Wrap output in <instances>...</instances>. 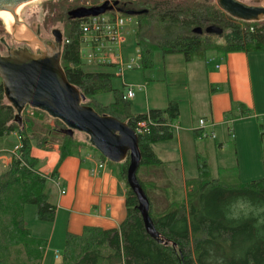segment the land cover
<instances>
[{
	"label": "trees",
	"instance_id": "obj_1",
	"mask_svg": "<svg viewBox=\"0 0 264 264\" xmlns=\"http://www.w3.org/2000/svg\"><path fill=\"white\" fill-rule=\"evenodd\" d=\"M114 4L121 14L137 19L133 33L141 68L152 64L155 50L162 55L181 54L186 61L204 58L211 49L264 50V19L261 22L234 19L212 0H114ZM81 7L84 6L49 5L51 20L60 15L66 21L60 64L67 80L84 95L82 103L97 113L113 116L133 129L138 122H145L137 133L140 165L160 164L151 145L172 138L173 124L179 115L178 103L168 101L161 109L150 108L137 114L130 112L121 92L108 105L98 103L93 97L112 90L113 73L83 69L79 53L82 17L71 16L73 10ZM209 24L222 28L217 35L223 38L222 43H211L209 38L214 34L192 31ZM238 108L240 116L247 115L240 105ZM23 111L18 125L0 82V136L15 132L19 137L16 155L8 165L0 167V264H41L45 242L32 235L25 225L24 206L33 204L39 220L52 221L55 212V205L49 200L48 178L52 179L56 170L43 174L36 168V158L30 155L32 146L48 148L49 136L36 137L33 118L22 115ZM33 111L35 115L45 113ZM56 122L63 126L60 120ZM259 130L262 141L264 124H259ZM193 132L199 135L198 129ZM56 135L61 137L60 162L70 154L71 142L66 133ZM118 164L125 182L128 158ZM138 181L145 191V184ZM185 186V198L171 203L162 213L152 214L149 202V215L162 243L145 232L136 198L126 185L125 217L119 225L108 229L87 226L79 235L67 234L60 262L56 264H264V177L226 184L211 177L207 162L197 155L196 175L186 178Z\"/></svg>",
	"mask_w": 264,
	"mask_h": 264
},
{
	"label": "rangeland",
	"instance_id": "obj_2",
	"mask_svg": "<svg viewBox=\"0 0 264 264\" xmlns=\"http://www.w3.org/2000/svg\"><path fill=\"white\" fill-rule=\"evenodd\" d=\"M212 1L215 2V0ZM105 3L106 8L111 9L114 7L117 9L114 0H30L19 4L16 7V19L20 20L17 24L13 23V25L7 26L0 18V39H3L9 46L17 45L25 39L29 43L31 51L37 52L39 49H42V46L34 34L28 29V26L33 30L38 28L40 31L39 36L48 40L53 39L51 30L57 28L61 31L63 37L62 42L64 39V30L66 28L65 18L58 15V17H54L51 20L50 18L53 14L48 12L50 4H77L88 8L93 5L100 6ZM109 9H107L105 13H108ZM125 17L127 18L126 15ZM255 22L261 21L259 20ZM136 23L137 19L135 16H130L132 31L129 32L127 37L126 55L134 57L136 60L140 61L141 64L139 50L135 44L133 33ZM19 34L23 35L19 36ZM209 40L212 44H220L223 42V38L217 35L210 36ZM218 51L219 50L211 49L207 51V54H215ZM0 53H5V48L3 47L2 42H0ZM192 60L197 59L195 58ZM184 62L185 60L181 54L162 55L160 51L155 50L153 51L151 65L140 69L126 70L124 71L123 76L114 75V68L110 66L88 64L86 62H84L83 65V69L87 71L108 70L113 73L110 78V86L112 90L99 92L93 97L98 103L103 105L110 104L114 100L115 94L120 92L124 93L126 88L125 85H143L144 88L142 89L135 88L134 96L126 100L132 114L144 112L146 110L147 100L151 101V98L154 96L162 97V95H164L161 94L163 90L167 93L169 91L178 94V120L184 119L189 130L185 131L181 127V129L177 131L174 126L172 138L165 141L164 143L166 144L163 143L167 147L157 148L158 151H161L164 157L171 159L164 164L166 166L164 167L165 173L162 171L161 167H159L161 171L158 177L162 181L159 182L161 187L156 185L157 175L154 173L149 174L150 172H147V167L151 165H140L137 171V178L146 186L145 193L150 202V211L152 214L162 213L167 210L171 203L182 200L183 188L181 168L187 177L196 175V162L191 157V151L194 150V147L195 151L207 162L211 177L217 178L226 184H236L250 179L264 177V163L262 164L263 158L261 152L264 149V139L260 141L261 145L260 143H254V141L253 144L251 143L249 135L245 134L242 141L235 146L232 134L228 131V129H231L233 122H239V124L247 126H255L257 124L259 127L260 123L264 124V117L259 118L256 123L255 119H250L248 117L249 115L240 116V113L235 112V109H233L230 113H224L222 115L223 119H225L223 123L218 124L214 121L215 127L222 132L223 136H225L222 146L219 145L220 138H218L219 134H217L216 130L214 132V138H211L210 136L201 137L199 139L193 138L192 129L200 126L197 119L199 116L204 115L203 112L205 111V103L207 102V93L205 91L194 90L193 85L190 84L189 89H183V87H185L184 82L186 77L182 65ZM169 71H173L174 73L170 75V73H168ZM23 110L22 115H27L33 118V132L36 137L40 138L47 134L49 136V141L46 144L59 145L61 137L56 134L57 132L65 133L64 124L63 126L58 125L56 118H52L47 113L35 115L33 108L25 107ZM206 122L207 120L205 121V125ZM254 122L256 124H254ZM176 125L177 127L181 126L177 123ZM211 127V124H207L204 128L208 135H210L211 132H208L206 128ZM178 132L180 133L181 146H179L176 141ZM258 132H260V130ZM70 142L71 150H73V152L79 150L80 154L83 155L85 151H92L97 154V156H100V153L87 141L86 134L80 131H73V134L70 136ZM17 143L18 139L14 133H8L0 137V146L4 145V147L8 149H12ZM180 153L181 160L179 159ZM107 162L109 164H117L108 160ZM45 163V160L39 159L36 168L42 170ZM167 178L169 180H167ZM23 220L25 225L31 230L32 235H38L42 238L47 232H49L48 228L52 223L51 221L37 219L35 215V206L33 204H26L24 206ZM55 236L57 237L56 233ZM52 245L59 252L61 258L63 242L61 241L59 244L56 243ZM53 250L54 249H52V251ZM58 262H60V260H55L54 256L48 255L45 260H43L42 264H56Z\"/></svg>",
	"mask_w": 264,
	"mask_h": 264
},
{
	"label": "crops",
	"instance_id": "obj_3",
	"mask_svg": "<svg viewBox=\"0 0 264 264\" xmlns=\"http://www.w3.org/2000/svg\"><path fill=\"white\" fill-rule=\"evenodd\" d=\"M208 54L206 53L204 58H196L197 60L186 61L183 58L185 62L182 65L186 74L183 89H189L190 84L193 85L194 90L207 93L204 115L199 116L197 120L204 118L205 121L207 120L206 125L211 124L212 127L206 129L213 134L215 130L217 131L218 138H220L219 145L222 146L225 136L215 127L214 121L218 124L223 123L225 121L222 117L224 113H230L233 109H235V112L240 113L238 108L240 105L249 115L248 117L255 119L256 123L259 118L264 117V50L252 52H223L219 50L215 54ZM168 73L172 75L174 72L169 71ZM161 94L164 95L162 97L154 96L151 101L147 100L144 112L150 108L161 109L165 107L168 101L178 103V94L169 91L167 93L165 90ZM255 122L254 124H256ZM176 123L181 126L177 127ZM173 126L177 131L181 127L185 131L189 130L184 119L178 120L177 118ZM194 129H198V127H194L192 132ZM231 129H228V131L232 134L235 146L242 141L245 134L249 135L251 143L254 141V143H260L261 145L257 124L247 126L239 124V122H233ZM11 133H14L18 143L12 149H8L4 145L0 146V167H4L11 162L15 147L19 145L18 134ZM178 133L176 141L181 146L180 133ZM193 138L199 139L200 137L193 132ZM164 142H155L151 145V149L161 163L147 167L149 174L154 173L157 175L156 185L158 187H161L159 182H162L158 177L160 171L162 169L164 172L165 162L171 160L164 157L161 151L157 149L167 147ZM47 146L46 149L37 146H32L30 149V155L36 158V162L39 159L46 161L43 169L39 170L40 172L49 175L54 169L56 170L55 176L52 179L48 178L51 187L49 200L55 205L52 223L48 228L49 232L43 238L34 235L45 242L42 262L48 255L54 256L55 260H60V254L52 244H59L62 241V246H64L67 234L79 235L87 226L102 229L117 227L125 217L127 191L125 182L120 175V164H109L107 160L105 161L92 151H85L81 155L79 150L77 152L71 150L68 156L58 162V145L50 144ZM261 152L263 164L264 149ZM197 155L199 154L194 147V150L191 151V157L195 162ZM179 156L180 159L181 153ZM99 164H101V167H99ZM53 178H55L56 183L52 181ZM186 178L189 177L185 175L181 168L182 199L185 197L186 192ZM167 180L169 179L167 178ZM52 249H54V252Z\"/></svg>",
	"mask_w": 264,
	"mask_h": 264
},
{
	"label": "water",
	"instance_id": "obj_4",
	"mask_svg": "<svg viewBox=\"0 0 264 264\" xmlns=\"http://www.w3.org/2000/svg\"><path fill=\"white\" fill-rule=\"evenodd\" d=\"M30 0H0V10L9 9ZM216 5L230 17L241 21L264 19V0H215ZM106 3L100 6L81 7L71 16L83 17L103 13ZM133 15L134 12H126ZM18 20L14 17V24ZM27 27V26H26ZM29 29V28H28ZM194 33L220 35L222 28L215 24L192 29ZM39 30L34 34L42 46L37 52L27 47L8 48L0 54V82L3 96L15 111L14 121L21 124V112L27 106L41 110L60 120L64 132L86 134L87 141L104 159L119 163L128 158L125 182L136 198L145 232L158 243H162L149 215V200L137 178L141 153L137 132L127 123L105 114L97 113L91 106L83 104L84 95L71 84L60 64L62 34L57 28L51 30L53 39L41 38ZM47 41V44L44 42Z\"/></svg>",
	"mask_w": 264,
	"mask_h": 264
},
{
	"label": "built area",
	"instance_id": "obj_5",
	"mask_svg": "<svg viewBox=\"0 0 264 264\" xmlns=\"http://www.w3.org/2000/svg\"><path fill=\"white\" fill-rule=\"evenodd\" d=\"M99 6V5H93ZM90 6V7H93ZM127 16V15H126ZM80 29V47L79 53L81 59L88 64L107 65L114 68V75L123 76L124 71L130 69H140V61L132 56L126 55V43L129 32L132 31L130 16L127 18L117 9L112 7L108 13L83 16L79 23ZM140 57V53H139ZM125 85V84H123ZM125 92L122 98L127 100L134 96L135 88L142 89L143 85H125ZM198 137L210 136L204 131L205 119L198 120ZM145 127V122L140 121L134 129L137 133ZM174 129V126H173ZM18 146L15 147L13 156L16 155ZM101 167V164H99ZM56 183V180H52ZM63 192V191H62Z\"/></svg>",
	"mask_w": 264,
	"mask_h": 264
},
{
	"label": "bare ground",
	"instance_id": "obj_6",
	"mask_svg": "<svg viewBox=\"0 0 264 264\" xmlns=\"http://www.w3.org/2000/svg\"><path fill=\"white\" fill-rule=\"evenodd\" d=\"M18 5L12 6L6 10H0V18L4 21L7 26L13 25L15 10ZM16 17V15H15ZM23 35V34H22ZM19 34V36H22Z\"/></svg>",
	"mask_w": 264,
	"mask_h": 264
},
{
	"label": "flooded vegetation",
	"instance_id": "obj_7",
	"mask_svg": "<svg viewBox=\"0 0 264 264\" xmlns=\"http://www.w3.org/2000/svg\"><path fill=\"white\" fill-rule=\"evenodd\" d=\"M19 21H20V20H18V22H19ZM28 27H29V30H30L33 34H35V33L37 32V29H38V28H36L35 30H33L30 26H28ZM24 28H25V27H24ZM25 30H26V29H25ZM38 30H39V29H38ZM38 35H40V31H39ZM39 37H41V36H39ZM41 38H43V37H41ZM45 39H46V38H45ZM0 42H2L3 47L5 48V53H3V54L0 53L1 55H5L6 52H7V49H8V48L27 47V48L30 49V45H29V43L27 42V40H25V39H23L21 43H19V44H17V45H11V46L7 45V43L4 42L3 39H0ZM47 43H48L47 41L44 42V44H47ZM30 50H31V49H30Z\"/></svg>",
	"mask_w": 264,
	"mask_h": 264
}]
</instances>
